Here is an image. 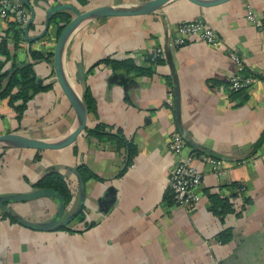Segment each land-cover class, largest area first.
I'll list each match as a JSON object with an SVG mask.
<instances>
[{
	"label": "crops",
	"instance_id": "crops-1",
	"mask_svg": "<svg viewBox=\"0 0 264 264\" xmlns=\"http://www.w3.org/2000/svg\"><path fill=\"white\" fill-rule=\"evenodd\" d=\"M26 1L34 11L26 33L31 40L23 34L14 49L8 36L9 54L16 63L31 62L35 78L51 87L28 101L19 121L1 100L0 134L57 143L75 129L76 118L51 64L28 56V51L46 54L53 49L56 25L49 21L44 36L35 39L43 30L46 10L58 5L78 12L125 9L148 0ZM196 20L214 32L216 45L191 36L176 46L177 27ZM7 30L8 21L0 18V41ZM263 30L264 0H229L209 8L169 0L147 15L80 23L64 43L61 66L76 95L91 101L86 130L59 150L0 145V197L34 190L36 181L54 171L71 194L64 215L79 209L65 227L69 231H36L0 218V264H264ZM155 49L162 57L150 65L144 57ZM232 54L239 59L241 75L254 79L242 91L228 87L237 74ZM106 58L130 59L151 70H114L99 62ZM9 68L7 62L3 69ZM78 69L82 79L75 77ZM172 133L179 135L183 154L194 157L193 167L201 175L195 191L199 200L191 211L174 206L166 188L175 161L166 148ZM112 136L118 140L107 138ZM200 156L219 160L223 174H212ZM79 167L85 170L81 185ZM211 194L225 202L217 214L209 208ZM8 207L21 219L46 223L54 217L57 202L38 198ZM223 231L227 240L217 242L215 236Z\"/></svg>",
	"mask_w": 264,
	"mask_h": 264
},
{
	"label": "water",
	"instance_id": "water-1",
	"mask_svg": "<svg viewBox=\"0 0 264 264\" xmlns=\"http://www.w3.org/2000/svg\"><path fill=\"white\" fill-rule=\"evenodd\" d=\"M4 1V0H3ZM7 1V0H5ZM12 1V0H8ZM23 4L24 7H26L29 11V19L25 25L23 34L24 39L26 41H29L31 39H28L26 36L27 29L29 25H31L33 18H34V11L26 0H17ZM169 0H148L142 3L141 5L135 7V8H116V7H96L84 12H78L73 7H68L64 5H58L51 7L46 10L45 12V19L43 22V30L42 32L35 37V39H39L44 36L48 29V21L50 19L51 13L53 11H64L69 10L72 13V17L69 19V21L60 26V31L58 35L55 38V42L53 45V49L51 51V72L53 75V78L60 89L62 95L66 99L69 107L73 111L75 118H76V127L75 129L62 141L57 143H46L43 141H38L35 139L24 137L18 133H4L0 134V144L2 145H8L13 148L18 149H31L35 151H41V150H59L62 148H65L69 145H71L76 137L83 132V130L86 127V109L82 102L83 95H76V93L71 89L68 81L66 80V77L64 75L62 66H61V55L64 43L70 33L83 21L88 19H99V18H108V17H128V16H142L147 15L157 9H159L164 3H166ZM196 6L203 7V8H209L213 7L219 4H222L224 2H227L229 0H210V1H203V0H186ZM36 2V1H34ZM33 40V39H32ZM262 57H263V63H264V30H263V38H262ZM76 79H82L83 72L78 69L77 74L75 75ZM173 86H174V92H175V107H177V85L175 76L173 74ZM36 84L41 85V80L36 79ZM74 175L75 171H72ZM79 184L81 185L80 180L78 179ZM53 198L57 202V209L54 217L46 222V223H30L24 219H21L20 217L16 216L12 210L8 207L9 204L15 203V204H21L30 202L33 200H36L38 198ZM81 198V197H80ZM79 207H77L78 211ZM0 210L2 212L8 213L11 212L14 216V222L18 225L36 230V231H45V230H58L62 227H66V225L75 217L77 214V211L68 215L65 219H62L64 216V210L65 205L62 203V200L59 195L55 194L51 190L48 189H34L30 190L26 193L21 194H13V195H6L0 197Z\"/></svg>",
	"mask_w": 264,
	"mask_h": 264
},
{
	"label": "trees",
	"instance_id": "trees-1",
	"mask_svg": "<svg viewBox=\"0 0 264 264\" xmlns=\"http://www.w3.org/2000/svg\"><path fill=\"white\" fill-rule=\"evenodd\" d=\"M17 1V0H16ZM1 2V1H0ZM19 2V1H18ZM22 7L23 4L19 2ZM26 9V7H24ZM8 21V30L5 32L4 37H2L0 41V56L3 58L0 63V101L5 100L8 107H10L14 112V118L16 121H19L21 118L26 104L32 97L42 91H45L51 87L50 84L45 86L37 85L36 78L34 76L32 70V63H16L14 61V56L9 54L7 39L10 37L13 48L15 49L17 44L21 41L23 36L24 27L20 26L18 19L14 12H8L7 17L5 18ZM70 17L64 11H58L51 15L49 22L56 25V36L60 31V26L66 24L69 21ZM26 25V24H25ZM31 28V25H29ZM9 33V34H8ZM8 34V35H7ZM28 56L31 61H43L47 64H51V53L42 54L39 51H28ZM144 61L149 64L150 60L148 56L144 57ZM9 62L10 68L3 69L5 64ZM99 62H106L111 65V67L115 69H122L126 73L129 72H137V73H150V68L142 69L137 67L134 62L130 59H124L115 61L110 58L103 59ZM159 60H156L154 63L150 62V65L157 64ZM84 104L86 106V111L89 112L91 110V101L87 95L83 98ZM103 128V127H102ZM86 130V129H85ZM87 133H96L94 131H87ZM98 134V133H97ZM116 136V135H115ZM110 140H118L117 137H107ZM118 143V142H117ZM127 147V145H126ZM131 150H128V157L131 155ZM77 172L80 177V181L85 180V170L83 167H79ZM36 189H48L59 195L62 203L66 206L70 199L71 194L70 191L62 177L58 172H48L43 177H41L38 181H36L33 185ZM208 200L210 202V210L213 214H217L218 208L221 207L222 202L224 200L219 199L215 194H211L208 196ZM225 204V202H224ZM222 208V207H221ZM1 219H8L10 222H14V216L11 212L5 213L2 212L0 214ZM67 230L64 227L60 228V230ZM71 231V230H70ZM227 231L220 232L215 236V240L217 242L223 243L228 238Z\"/></svg>",
	"mask_w": 264,
	"mask_h": 264
},
{
	"label": "built area",
	"instance_id": "built-area-1",
	"mask_svg": "<svg viewBox=\"0 0 264 264\" xmlns=\"http://www.w3.org/2000/svg\"><path fill=\"white\" fill-rule=\"evenodd\" d=\"M8 12H14L21 27H24L28 21V12L16 1H1L0 2V18H6ZM251 17V13L248 12ZM191 36H196L200 41L207 45H216L217 37L214 32L207 27L202 21L196 20L182 23L177 27V37L174 39L176 46H183L188 42ZM146 56L149 57L150 62L154 63L160 60L162 53L159 49L150 51ZM233 62L237 64V74L228 80V87L230 91H242L247 89L254 79L250 75H241L242 66L236 55H230ZM170 96V94H169ZM167 151L175 158L172 170L168 176L166 188L171 194L174 206L184 208L188 211L194 210L199 200L198 194L195 192L200 185L201 175L193 167L194 157L191 154H183L184 145L178 134L172 133L166 145ZM203 164H205L209 171L216 175H222L223 169L221 162L210 157H198ZM242 192L241 187L235 188Z\"/></svg>",
	"mask_w": 264,
	"mask_h": 264
},
{
	"label": "rangeland",
	"instance_id": "rangeland-1",
	"mask_svg": "<svg viewBox=\"0 0 264 264\" xmlns=\"http://www.w3.org/2000/svg\"><path fill=\"white\" fill-rule=\"evenodd\" d=\"M0 145H2V144H0ZM41 151H45V150H41ZM8 169H9V167H8ZM44 198H46V197H44ZM12 205H17V204H15V203H12ZM15 209V208H14ZM11 210V209H10ZM2 213V212H1ZM68 215H64L63 216V218L62 219H65L66 217H67ZM25 220V219H24ZM27 221V220H26ZM28 222H30V223H33V222H31V221H28Z\"/></svg>",
	"mask_w": 264,
	"mask_h": 264
}]
</instances>
